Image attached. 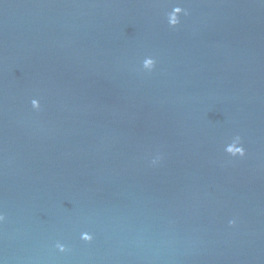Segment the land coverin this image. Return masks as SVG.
Wrapping results in <instances>:
<instances>
[{"label":"water","instance_id":"1","mask_svg":"<svg viewBox=\"0 0 264 264\" xmlns=\"http://www.w3.org/2000/svg\"><path fill=\"white\" fill-rule=\"evenodd\" d=\"M0 216V264H264V0H0Z\"/></svg>","mask_w":264,"mask_h":264},{"label":"clouds","instance_id":"2","mask_svg":"<svg viewBox=\"0 0 264 264\" xmlns=\"http://www.w3.org/2000/svg\"><path fill=\"white\" fill-rule=\"evenodd\" d=\"M170 23H172V24H176V23H177V20H176V17H175L174 14L171 15ZM149 63H151V61H149ZM33 103H35V102H33ZM239 140H240V137L237 136V141H239ZM229 151L232 152L233 156H235L237 153H238L240 156H243V155L245 154V148L243 147L242 144H241L239 147H236V148H230ZM2 219H3V217L0 216V220H2ZM235 222H236L235 220H230V221H229V224L232 225V224H235ZM83 238L86 239V240H89V241L92 239L91 236H85V237H83ZM64 250H65V249L62 247V248H61V251H64Z\"/></svg>","mask_w":264,"mask_h":264}]
</instances>
